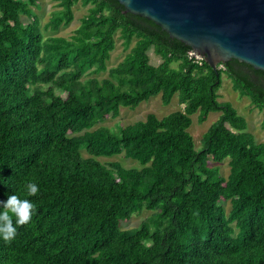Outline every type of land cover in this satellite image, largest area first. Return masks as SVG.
Returning a JSON list of instances; mask_svg holds the SVG:
<instances>
[{
    "label": "trees",
    "instance_id": "obj_1",
    "mask_svg": "<svg viewBox=\"0 0 264 264\" xmlns=\"http://www.w3.org/2000/svg\"><path fill=\"white\" fill-rule=\"evenodd\" d=\"M58 1L45 23L53 31L90 4L68 37L44 35L38 0H0V201L36 205L13 241L0 238V264H264V141L218 92L225 74L264 126V71L235 58L214 69L118 0ZM117 33L129 50L108 67ZM154 95H177L183 109L116 132L99 125ZM212 111L197 147L192 115ZM113 154L140 167L100 159ZM225 159L227 175L213 164ZM143 210L138 226L122 227Z\"/></svg>",
    "mask_w": 264,
    "mask_h": 264
},
{
    "label": "water",
    "instance_id": "obj_2",
    "mask_svg": "<svg viewBox=\"0 0 264 264\" xmlns=\"http://www.w3.org/2000/svg\"><path fill=\"white\" fill-rule=\"evenodd\" d=\"M191 46L214 69L235 58L264 71V0H118Z\"/></svg>",
    "mask_w": 264,
    "mask_h": 264
},
{
    "label": "rangeland",
    "instance_id": "obj_3",
    "mask_svg": "<svg viewBox=\"0 0 264 264\" xmlns=\"http://www.w3.org/2000/svg\"><path fill=\"white\" fill-rule=\"evenodd\" d=\"M38 6H32L33 11L39 16L41 27L45 36L50 35H62L70 36L74 30L79 26L81 18L88 12L90 4L83 5L80 1L74 6V19L67 25H61L57 30H51L45 28V23L49 20L50 16L60 8L58 0H38ZM23 20H28L26 16H23ZM129 50L124 48L123 40L119 37V33L116 35V47L111 52L110 58L107 60L108 67L115 66L120 60H122L125 53ZM150 55V61L153 64H158L161 61L159 55L154 52L153 47L148 49ZM107 72H101L99 77L106 76ZM95 75V74H94ZM220 101L231 102L238 112L245 116L248 121V130L251 131L257 141H264V126L262 123L263 112L256 108L250 98L246 95H241L237 90L233 89L231 80L223 74L222 85L218 90ZM183 109V105L179 103L177 95H175L168 104H164L161 100L160 95L151 96L149 99L142 101L136 108H130L122 106L120 114L117 117H109L102 121L99 125L110 127L113 132L118 131L121 125L133 123L137 120L144 119L148 113H155L161 117L171 111ZM220 115L219 111H212L208 114V117L203 122H198V113L192 115V124L189 128L192 133L195 143L200 146L201 138L207 128L218 118ZM83 154L87 155L86 151L83 150ZM102 161H118L124 167H140L139 161L130 157H125L122 154H113L111 156L100 157ZM218 164L220 172L224 175L229 173L228 159ZM149 211L143 210L140 213L133 214L132 217L125 222H122V227H136L140 222L149 215Z\"/></svg>",
    "mask_w": 264,
    "mask_h": 264
},
{
    "label": "clouds",
    "instance_id": "obj_4",
    "mask_svg": "<svg viewBox=\"0 0 264 264\" xmlns=\"http://www.w3.org/2000/svg\"><path fill=\"white\" fill-rule=\"evenodd\" d=\"M28 197L35 196L39 192V186L35 181H29L24 186ZM0 238L10 243L17 235V226L28 224L36 211V205L27 198H21L17 194H11L6 201H0ZM15 218V219H14Z\"/></svg>",
    "mask_w": 264,
    "mask_h": 264
},
{
    "label": "built area",
    "instance_id": "obj_5",
    "mask_svg": "<svg viewBox=\"0 0 264 264\" xmlns=\"http://www.w3.org/2000/svg\"><path fill=\"white\" fill-rule=\"evenodd\" d=\"M191 54L194 55V56H196V58H198V59H200L201 57H203V56H201V55H197V54H195L193 51H191Z\"/></svg>",
    "mask_w": 264,
    "mask_h": 264
}]
</instances>
